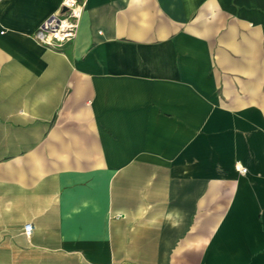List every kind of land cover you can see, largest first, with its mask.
I'll return each instance as SVG.
<instances>
[{
  "label": "crops",
  "instance_id": "crops-1",
  "mask_svg": "<svg viewBox=\"0 0 264 264\" xmlns=\"http://www.w3.org/2000/svg\"><path fill=\"white\" fill-rule=\"evenodd\" d=\"M81 1L0 0V264H264V0Z\"/></svg>",
  "mask_w": 264,
  "mask_h": 264
},
{
  "label": "built area",
  "instance_id": "built-area-1",
  "mask_svg": "<svg viewBox=\"0 0 264 264\" xmlns=\"http://www.w3.org/2000/svg\"><path fill=\"white\" fill-rule=\"evenodd\" d=\"M83 5L84 2L81 0H63L60 10L45 19L34 32L33 37L45 46H60L70 41L76 33ZM239 169L242 172L246 170L244 167ZM23 232L26 236H30L32 224H25Z\"/></svg>",
  "mask_w": 264,
  "mask_h": 264
},
{
  "label": "rangeland",
  "instance_id": "rangeland-1",
  "mask_svg": "<svg viewBox=\"0 0 264 264\" xmlns=\"http://www.w3.org/2000/svg\"><path fill=\"white\" fill-rule=\"evenodd\" d=\"M77 30V29H76ZM76 34V33H75ZM74 37H75V35H74ZM73 37V38H74ZM72 38V39H73ZM71 39V40H72ZM69 41H67L66 43H68ZM66 43H64V44H62V45H60V46H57V45H55V46H47V47H49L50 49H52L53 51H57V52H60V51H62V47L66 44ZM56 121V116H54V117H52V120H51V123H54ZM241 167H244V166H240L239 168H241ZM245 168V167H244ZM117 195V197L119 196V194H116ZM121 195V194H120ZM102 210H100V216L102 215V212H101ZM136 211V213H137V211L138 210H134V212ZM132 215H134L133 213H132ZM137 215V214H136ZM115 218H123L124 216H126V214H125V212H123V210H115ZM103 226L102 225H100V228H102ZM116 228H117V226H116Z\"/></svg>",
  "mask_w": 264,
  "mask_h": 264
}]
</instances>
